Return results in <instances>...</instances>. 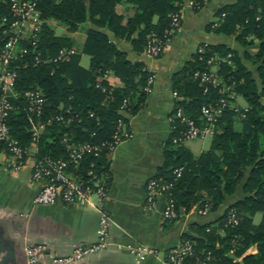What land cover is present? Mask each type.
<instances>
[{"label":"trees","instance_id":"1","mask_svg":"<svg viewBox=\"0 0 264 264\" xmlns=\"http://www.w3.org/2000/svg\"><path fill=\"white\" fill-rule=\"evenodd\" d=\"M6 1L0 0V49L6 41L1 32L10 20ZM30 1H35L43 23L35 46L20 40L18 45L25 49V54L9 63L16 74L13 85L16 96L11 100L15 109L9 113L6 124L11 138L20 146L29 147L31 129L22 95L40 91L44 102L39 119L45 125L35 141L37 155L65 157L67 151L62 141L65 134L76 141L109 139L120 117L123 100L127 111L136 113L147 97L151 72L143 62L130 60L112 40L123 39L134 52L143 51L151 35L162 37L170 23L169 14L181 12L182 0ZM120 3L131 6L132 14L119 13ZM215 15L219 17L218 22L214 27L212 23L207 24V31L234 36L243 54L240 56L226 42L202 43L204 50L196 51L172 75V87L180 97L175 104L198 120L202 105L213 104L221 94L220 86L206 85L194 77V72L205 70L206 59L211 55L223 58L230 54L229 61L225 59L218 64L217 74L221 82L231 86L233 96L241 97L247 106L237 110L231 103L233 97L229 98L230 106L218 118L209 148L198 156L183 144L172 143L171 139L183 126L176 119L171 121L174 128L155 176L171 179L174 168L182 167L170 191L177 207H184L185 211L194 204L201 208L205 203L208 211L217 210L227 196L235 193L238 185L243 191L244 196L226 204L217 219L197 222L193 228L195 235L184 233L182 240L193 242V254L183 264H264V0L224 3ZM51 19L61 22L68 33L83 30L80 52L58 58L62 48L71 49L76 42L69 34H57L48 23ZM87 21L94 26L84 27ZM102 29L108 30L111 36ZM35 53H40L41 60L49 61L34 62ZM81 53L88 55V67L80 63ZM241 57L255 66L256 78ZM107 71L117 76L122 86L111 87L99 79ZM236 119L239 127L235 125ZM2 148L0 144V151ZM106 156L103 153L95 160L100 172H106ZM91 159H85L75 172L85 178ZM231 208L237 212V224L228 221ZM257 213L260 219L254 222ZM251 245L256 246V251L244 254Z\"/></svg>","mask_w":264,"mask_h":264},{"label":"crops","instance_id":"2","mask_svg":"<svg viewBox=\"0 0 264 264\" xmlns=\"http://www.w3.org/2000/svg\"><path fill=\"white\" fill-rule=\"evenodd\" d=\"M189 1L182 0L183 19L179 30L157 57L150 56L145 49L134 52L130 43L123 39L112 40L127 53L130 60L144 63L151 72V81L142 106L136 113L125 114L126 126L132 137L122 140L106 156L108 165L105 179L109 195L104 203V211L111 219L107 233L108 244L67 264H167L166 253L181 243L184 233L195 235L193 228L197 222L217 219L226 204L244 196L241 185H238L235 193L227 196L217 210H206L205 214H199L196 212L198 204H194L172 220L164 219L160 213L163 197L159 199L157 210H149L145 203L146 181L159 173L172 131L171 115L177 101L173 96L175 90L171 83L172 75L191 59L202 43L226 42L237 49L232 36L219 35L206 28L208 22L218 20L219 17H214L217 8L236 0L209 2L198 11L191 10ZM119 7L128 15L133 12L126 4L121 3ZM102 30L111 36L108 30ZM78 32L83 41V31H66V34L76 36ZM82 43L77 46L75 44V52L81 51ZM253 77L256 78L254 74ZM99 79L111 87L122 86L119 78L111 71ZM204 139L192 140L183 145L194 156H198L209 148L211 138L207 142ZM31 146L28 147L30 152L25 166L16 173L5 169L4 152L0 151V264H26L23 249L27 243L46 245L47 249L37 259L40 264H50L54 255L70 254L76 245L92 244L98 239L99 214L91 205H34L32 196L39 184L30 180V158L34 152ZM259 219L260 213H257L254 222ZM141 245L153 252L144 253L141 258L130 252V247ZM255 251L256 246L251 245L244 254ZM240 259L236 258L238 261Z\"/></svg>","mask_w":264,"mask_h":264},{"label":"built area","instance_id":"3","mask_svg":"<svg viewBox=\"0 0 264 264\" xmlns=\"http://www.w3.org/2000/svg\"><path fill=\"white\" fill-rule=\"evenodd\" d=\"M10 20L6 23V28L1 32L5 37V44L0 49V144L3 146L4 152L3 165L7 171L18 172L26 163L28 147H22L18 142L11 138L9 129L6 124L9 113L15 108L11 102L15 98L14 93V80L16 77L15 71L10 67L9 63L12 60L25 54V49L20 47L18 42L20 40L29 41L31 46H35L37 33L41 29L43 21L40 18V12L34 3L30 0H8L6 1ZM182 14L171 13L169 14L170 23L164 30L162 37L151 35L148 44L145 47L147 54L157 57L162 53L167 46L171 43L172 38L175 36L182 22ZM5 19H2L4 21ZM205 45L201 44L197 47L196 51L201 53ZM75 52V49L62 48L59 52L58 58ZM40 53H35L33 56L34 62L49 60H41ZM227 54L223 58L218 54H213L207 58V67L205 70L194 72V77H198L201 82L206 85L211 84L214 87L220 86L221 96L211 105H202L200 110V117L195 120L188 116L182 106L175 105L174 111L171 115V121L175 119L180 125L183 126L178 129L177 134L171 139L174 145H182L192 140H203L207 136H212L216 129V122L224 112V109L230 106L229 98L233 94L225 95V92L231 91V86L221 82L217 74L218 64L229 58ZM229 61V60H228ZM151 77L148 79V83ZM148 89V88H147ZM207 86H205V90ZM176 100L180 97L176 91L173 92ZM25 101L24 111L31 131L30 145L33 148V156L30 158V180L38 183L39 187L32 196L34 205H53L56 203H63L66 205L75 204H89L99 214V222L97 227L98 239L92 244H78L70 254L54 255L50 264H67L80 259L82 256L96 252L99 248L108 244V227L111 219L104 211V203L108 198V188L105 179V172L97 170L95 160L103 153L111 154L117 145L125 139L132 137L131 131L126 126L125 114L128 112L125 106V101L120 105V117L116 119L115 130L109 139L100 141H76L72 140L70 136L65 134L62 141L65 143V150L67 155L51 156L37 155L35 141L39 133L43 130L45 125L44 121L39 119L42 110L44 98L40 91L38 92H25L22 95ZM90 114L89 116H92ZM39 119V120H38ZM60 119V117H57ZM174 127L172 126V129ZM91 157L86 168V175L83 178L77 174L76 169L82 162ZM182 167L174 168L172 171L173 177L167 178L161 176H151L145 184V203L149 210H157L159 206V199L163 197V204L160 213L164 219L172 220L177 218L181 213L186 212L184 207H177L175 200L172 196L170 188L182 173ZM95 199L92 202V199ZM208 209V204L201 208H197L196 212L205 214ZM228 221L232 224H237V212L231 208L228 210ZM47 249L35 243H27L24 246L23 252L26 264H40L38 256ZM130 252L136 257L141 258L144 253L153 252L146 246H139L129 248ZM193 254V242L184 239L178 245L172 247L167 253V264H183L185 259Z\"/></svg>","mask_w":264,"mask_h":264},{"label":"rangeland","instance_id":"4","mask_svg":"<svg viewBox=\"0 0 264 264\" xmlns=\"http://www.w3.org/2000/svg\"><path fill=\"white\" fill-rule=\"evenodd\" d=\"M213 1H215L214 3H218V1H220V0H203L202 2H200V3H196V2H194L193 0H190L189 2H188V6L191 8V10L192 11H198V10H200L201 8H204V7H206V4L207 3H211V2H213ZM121 4V3H120ZM123 4H125V3H123ZM126 5H128V4H126ZM223 5V4H222ZM221 5V6H222ZM119 6V5H118ZM118 6H117V10H118V12L119 13H121V14H123V15H125L126 16V14H127V12L124 10H120L122 7H119L118 8ZM129 6V5H128ZM220 6V7H221ZM130 7V9H131V11H133V9L131 8V6H129ZM181 7H182V5H181ZM128 15V14H127ZM215 15V14H214ZM215 17V19L217 18L216 17V15L214 16ZM183 19V18H182ZM216 22H218V20L216 21V20H214V22H213V20H212V22H208V24H210V23H212L211 25H216ZM48 23L54 28V30H55V32L57 33V34H66V28H65V26L61 23V22H59V21H55V20H49L48 21ZM84 25V27H90L89 25H91V23L90 22H86L85 24H83ZM207 25V24H206ZM79 31H83V30H79ZM82 33V32H81ZM70 35V34H69ZM176 35V34H175ZM73 37V39H74V41L76 42V46L77 45H80L81 43H82V36H81V34L78 32L77 33V35L76 36H72ZM232 38H233V42H235V44H236V46H237V50L239 51V54H240V56H242V54H243V48H241L240 46H239V44H238V42L236 41V39L234 38V36H232ZM242 58V57H241ZM88 60H89V58H88V56L87 55H84L83 54V56H82V58H81V60H80V63H82V65L84 66V67H88V65H89V63H88ZM243 62L245 63V65H247L250 69H251V71H252V73L254 74V76L256 77V72H255V66L251 63V61L249 60V59H246V58H243ZM231 93V92H230ZM232 94V93H231ZM233 98H232V104L237 108V110H240L241 108H246V106H247V104L245 103V101L243 100L242 101V99H241V97H239V96H236V95H234V96H232ZM246 104V105H244V103ZM237 123H239L238 122V119H236V122H235V125H237L238 127H239V125L237 124ZM210 136H207V137H205V139H204V141H209L210 140ZM258 219V216L256 217V220Z\"/></svg>","mask_w":264,"mask_h":264}]
</instances>
